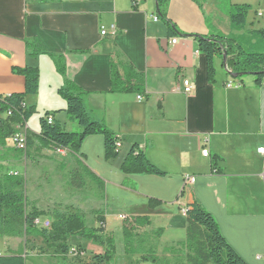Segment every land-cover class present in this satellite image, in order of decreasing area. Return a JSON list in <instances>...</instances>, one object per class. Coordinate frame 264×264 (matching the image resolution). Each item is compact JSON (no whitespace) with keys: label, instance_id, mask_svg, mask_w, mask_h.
I'll return each instance as SVG.
<instances>
[{"label":"crops","instance_id":"0c3cea01","mask_svg":"<svg viewBox=\"0 0 264 264\" xmlns=\"http://www.w3.org/2000/svg\"><path fill=\"white\" fill-rule=\"evenodd\" d=\"M231 4L251 6L245 30L264 26V0H167L164 16L157 0H0V96L23 90L15 67H36L38 90L24 97V105L35 107L38 116L30 117L24 130L38 134L45 112H55L64 129L72 126L67 103L57 93L64 78L54 60L47 54L32 57L24 45L38 39L48 52L63 56L66 77L89 92L84 106L90 119L103 121L119 138L118 155L110 160L100 134L87 136L77 153L54 147L41 152L53 154L48 158L68 170L73 161L95 181L106 233L112 234L109 214L147 215L150 223L166 224L196 199L246 263L264 264V154L258 152L264 147V81L256 85L252 74L230 75L217 57L209 82L197 44V36L209 37L214 30L231 33ZM111 64L122 76L126 66L140 74L130 82L140 91L110 92ZM184 80L192 87L188 94ZM230 81L240 85L228 87ZM133 145L165 175L123 173L120 166ZM205 146L208 156L201 153ZM7 147L13 148L8 141ZM186 176L194 181L185 182ZM150 198L163 203L150 208ZM50 199L69 202L66 196ZM181 223L185 232L184 214ZM5 243L0 254H23L13 248L15 240Z\"/></svg>","mask_w":264,"mask_h":264},{"label":"trees","instance_id":"16d2710c","mask_svg":"<svg viewBox=\"0 0 264 264\" xmlns=\"http://www.w3.org/2000/svg\"><path fill=\"white\" fill-rule=\"evenodd\" d=\"M158 13L164 16L167 0H157ZM251 6L249 4H231L228 10L231 33L223 34L218 30L212 31L209 37L197 36L198 49L206 57L207 78L213 82L215 75L214 59L223 57V63L227 72L242 77L252 74L255 84L261 85L264 81V26L257 30H245L246 19ZM24 45L28 54L37 57L47 54L55 63L57 72L64 78L62 86L57 93L66 101V113L70 120L76 121L81 128L78 132L67 131L56 120L55 112H45L39 118V133L35 134L26 130L27 150L29 153L35 142L40 148L54 147L68 149L77 153L84 139L89 135L100 134L104 138V157L113 159L118 155V136L103 122L90 119L84 106V96L89 92L83 90L65 74L63 56L48 52L36 38L27 39ZM15 72L24 79L23 90L7 96H0V110H10L8 117L0 118V146L7 147V141L17 126L24 127L29 118L36 112L35 107H26L24 97L35 94L38 90L39 70L36 67H15ZM141 79V75L130 66L125 67L124 75H120L116 67L110 65V92H138L139 87L131 85L132 79ZM51 117L52 122L47 119ZM15 149V148H14ZM17 150V149H16ZM20 151V150H18ZM216 157L211 158L213 171ZM120 170L126 174H154L165 175L163 171L153 165L145 153L133 145L125 156ZM72 185L81 187L84 185V177L80 169L73 170ZM25 180L16 174H4L0 176V237L24 236L25 253L2 255L0 264H26L28 257L27 247L29 238L34 237L43 244L53 255L65 258L69 253L70 238L90 241L103 247V253L96 258L110 263L115 256V243L112 234L106 233L104 219L98 216V226H88L84 215L77 210L68 213L54 212L49 228L38 227L34 220L45 215L43 211L35 208L27 209V200L24 190ZM161 200L150 198L149 207L161 205ZM185 238L182 245L185 249L184 261L180 264H248L226 242L222 236L217 221L205 207L193 200L185 207ZM150 225L147 215L129 216L122 220V235L124 252L134 256L140 254V258L133 264L156 263L160 260L153 254V249L145 250L143 240L135 232L142 227Z\"/></svg>","mask_w":264,"mask_h":264},{"label":"rangeland","instance_id":"374dc122","mask_svg":"<svg viewBox=\"0 0 264 264\" xmlns=\"http://www.w3.org/2000/svg\"><path fill=\"white\" fill-rule=\"evenodd\" d=\"M245 76L247 75L242 77ZM37 116L36 110L31 117L35 120ZM34 120H32V123L35 122ZM73 122L72 126L70 123L71 127L68 125L67 131H80L81 128L77 122ZM8 142L10 141L8 140ZM0 148V176L7 173L16 174L24 178L28 210L35 208L43 211L49 217L48 219H51L54 212L68 213L70 210H77L84 215L88 226H98L99 222L96 218L102 214L101 191L99 187L97 188L95 181L85 173H83L85 184L82 188L77 189L72 185L73 170L78 168L76 163L71 161L69 170L61 168L59 164L49 159L50 155L53 156V154L46 151L45 153L50 155L41 154L43 149L39 147L37 142H35V147H32L27 155H25L26 151H18L14 147L0 146ZM8 159L11 160L9 162L11 164L7 166L5 163L8 162ZM9 170L12 172L9 173ZM52 196H57V198L66 196L69 202L50 199ZM182 215V209L178 208L170 216L168 223L151 222L150 225L139 228L135 232L143 240L145 250L152 248L153 254L160 260L161 264H180V262L184 261L185 249L182 242L185 238V232L181 223ZM106 226L111 229L115 243L114 259L107 264H133L137 261L140 258V254L131 256L124 252L123 235L120 230L121 221L109 214L106 217ZM29 239L26 264H106L96 258V256L103 253V247L90 241L81 240L83 242H80L76 238H70L68 240L69 253L63 259L53 255L38 239L34 237ZM13 240L17 242L13 247L15 251L21 250L25 253L24 236L0 237V250L6 249L5 242L10 243ZM87 242L89 245H86ZM86 247H91L93 251L87 252ZM73 249L77 251V254L72 251ZM140 264L156 263L147 262Z\"/></svg>","mask_w":264,"mask_h":264},{"label":"built area","instance_id":"2783aa9c","mask_svg":"<svg viewBox=\"0 0 264 264\" xmlns=\"http://www.w3.org/2000/svg\"><path fill=\"white\" fill-rule=\"evenodd\" d=\"M153 20H157L158 17L157 15H154L152 16ZM115 32V27L112 26L111 27V31L110 33L113 34ZM101 34L102 35H105L107 34L106 30H102L101 31ZM172 43H175L176 42V39H172L171 40ZM183 85H184V92L185 94H188L191 92L192 90V87L189 83L188 80H184L183 82ZM240 83L238 82H234V81H230L227 83V86L228 87H231V86H239ZM138 98H140V96H138ZM0 114H3L5 117H8L10 116L11 112L10 110H7L5 112H1L0 110ZM47 121L49 123L52 122V118L49 117L47 119ZM9 141H10V144L17 150H20V151H23L25 152L27 150V135H26V130H24L23 127H20V126H17V130L15 133H13L11 135V137L9 138ZM206 143H207V140H206ZM117 145V148L119 147V142L116 144ZM57 151H61V148H57ZM258 152L261 153V154H264V147H261V148H258ZM201 153L203 156H208L209 155V149L207 146H205L204 148L201 149ZM194 181V177L193 176H186L185 177V182H190L192 183ZM185 212V209L182 210V213L184 214ZM119 219L121 220H124V219H129V217L125 216L124 214H120L119 215ZM34 223L35 225H37L38 227H43V228H49L50 225H51V221L50 219L48 218H41V217H38L34 220ZM75 254H77V251L75 249L72 250Z\"/></svg>","mask_w":264,"mask_h":264},{"label":"water","instance_id":"95a60500","mask_svg":"<svg viewBox=\"0 0 264 264\" xmlns=\"http://www.w3.org/2000/svg\"><path fill=\"white\" fill-rule=\"evenodd\" d=\"M225 58H226V56H225V53H224L223 57H222L223 63L225 62ZM234 77H236V76L234 75Z\"/></svg>","mask_w":264,"mask_h":264}]
</instances>
